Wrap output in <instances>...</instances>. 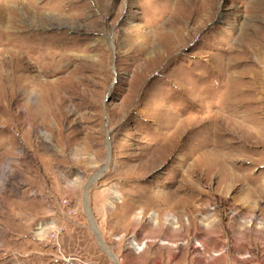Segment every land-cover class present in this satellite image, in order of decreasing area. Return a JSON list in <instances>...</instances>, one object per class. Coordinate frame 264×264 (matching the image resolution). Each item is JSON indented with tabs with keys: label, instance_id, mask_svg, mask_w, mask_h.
Here are the masks:
<instances>
[{
	"label": "rangeland",
	"instance_id": "1",
	"mask_svg": "<svg viewBox=\"0 0 264 264\" xmlns=\"http://www.w3.org/2000/svg\"><path fill=\"white\" fill-rule=\"evenodd\" d=\"M91 244L264 264V0H0V264Z\"/></svg>",
	"mask_w": 264,
	"mask_h": 264
},
{
	"label": "crops",
	"instance_id": "2",
	"mask_svg": "<svg viewBox=\"0 0 264 264\" xmlns=\"http://www.w3.org/2000/svg\"><path fill=\"white\" fill-rule=\"evenodd\" d=\"M73 232L72 228H70V226H67V230H66V234H65V241L68 239V236L70 235V233ZM67 242V241H66ZM69 242V241H68ZM66 245V244H65ZM92 250H89L88 252L85 251L83 248H76V249H70L68 250V248H65V256L66 257H72V258H85L86 260H88V262H92L93 264H103L104 261L102 256H104L103 254H101L100 252H98L96 250L95 247L92 246ZM140 250V249H139ZM56 251H53L52 253L47 254L48 260L46 264H57V260H56ZM35 256L36 258L45 260L46 254L36 251L35 252ZM144 254H141V252H134L132 250V258L130 260V262H132V264H144V259H143ZM28 257V256H27ZM52 257V258H51ZM54 258V259H53ZM100 258L102 260H100ZM95 260V261H94ZM153 261L157 262V263H163V260H160V258L158 256H156ZM44 263V262H43ZM41 263V264H43ZM166 263V262H164Z\"/></svg>",
	"mask_w": 264,
	"mask_h": 264
},
{
	"label": "built area",
	"instance_id": "3",
	"mask_svg": "<svg viewBox=\"0 0 264 264\" xmlns=\"http://www.w3.org/2000/svg\"><path fill=\"white\" fill-rule=\"evenodd\" d=\"M66 203L67 202L64 201V204H66ZM64 264H76V263H75L74 259L69 258V259H64Z\"/></svg>",
	"mask_w": 264,
	"mask_h": 264
}]
</instances>
